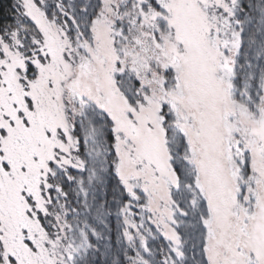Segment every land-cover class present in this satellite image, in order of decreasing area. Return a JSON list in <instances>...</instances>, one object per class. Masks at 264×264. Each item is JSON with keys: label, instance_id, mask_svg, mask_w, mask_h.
<instances>
[{"label": "snow or ice", "instance_id": "snow-or-ice-1", "mask_svg": "<svg viewBox=\"0 0 264 264\" xmlns=\"http://www.w3.org/2000/svg\"><path fill=\"white\" fill-rule=\"evenodd\" d=\"M0 264H264V0H10Z\"/></svg>", "mask_w": 264, "mask_h": 264}, {"label": "trees", "instance_id": "trees-1", "mask_svg": "<svg viewBox=\"0 0 264 264\" xmlns=\"http://www.w3.org/2000/svg\"><path fill=\"white\" fill-rule=\"evenodd\" d=\"M10 0H0V19L7 17L9 14Z\"/></svg>", "mask_w": 264, "mask_h": 264}]
</instances>
